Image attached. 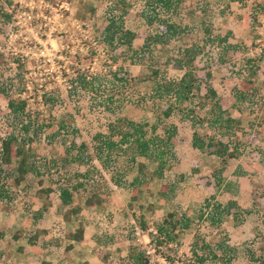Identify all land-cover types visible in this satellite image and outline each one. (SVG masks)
<instances>
[{"label": "rangeland", "instance_id": "1", "mask_svg": "<svg viewBox=\"0 0 264 264\" xmlns=\"http://www.w3.org/2000/svg\"><path fill=\"white\" fill-rule=\"evenodd\" d=\"M164 1L0 0V140L13 134L28 152L18 185L11 182L14 162L0 164V222L5 231V221L25 226L22 239L43 223L58 240L82 209L98 236L111 235L93 251L98 257L111 251L107 264H135L123 258L137 254L147 255L148 264H197L189 251L195 239L206 245L197 248L202 264H264V0ZM109 20L130 31L129 43L100 38ZM186 54L191 64L180 66ZM185 70L199 89L183 100L177 96V108L163 119L174 90L159 84L175 83ZM77 71L92 85L68 95ZM243 80L250 86L236 100ZM205 84L214 89L222 116L232 119L226 133L222 128L234 152L225 165L191 144L193 130L218 132L200 120L209 115ZM42 92L55 100L42 101ZM8 97L24 98L25 124L11 119ZM127 120L145 123L147 131L154 126L159 135L163 125L173 126L161 175H152L154 163L131 144L105 152L106 162L97 159L95 140ZM137 162L145 165L142 173ZM135 175L145 185L132 200ZM59 185L76 186L65 205ZM47 187L54 191L44 195ZM91 192L100 203L89 218L84 199ZM44 203L49 208L41 212ZM170 212L181 214L186 227L165 240L155 229L166 227ZM4 241L0 257H14Z\"/></svg>", "mask_w": 264, "mask_h": 264}, {"label": "trees", "instance_id": "2", "mask_svg": "<svg viewBox=\"0 0 264 264\" xmlns=\"http://www.w3.org/2000/svg\"><path fill=\"white\" fill-rule=\"evenodd\" d=\"M157 2L166 3V1L164 0H157ZM4 16L8 18L7 15ZM101 33L102 34L100 38L102 40L105 39V41L109 43L113 42L114 40L115 42L120 41L121 43H129L132 35L130 31L121 30V27L112 20L106 21ZM185 51L189 52L188 50ZM187 54L186 59L181 60V63H179L180 66H188L189 64H191L192 55L190 54L189 56ZM86 78L87 77L82 72H75L74 77H72L71 79L70 85L66 87V93L69 95L77 89L86 90L89 86L92 85V82ZM118 80L124 82L127 81L125 77H120ZM160 84L159 86H161L165 92L174 90V99L172 101V104L161 110V116L163 119L167 118L170 113L177 108L175 101L177 96L181 100H183L188 96H192V91H198L199 89L198 80L190 72V70H185L179 80H177L175 83L171 81H163L162 85ZM22 85V83H19L18 87H22ZM249 86V80L241 81L240 87L235 91V99L243 100L246 97L245 91L243 89ZM21 87L18 93H21ZM204 88L205 92L203 94V97L210 103L207 111L209 115L208 117L203 116L200 120L201 122H205L208 128H216L218 132H216V134H212L211 131L208 130L202 134H199L196 130H193L191 144L199 151L209 150V152L218 159L219 164L225 165L227 160L234 156V152L228 149L231 141L230 138L227 139L228 141H224L222 128L225 129L224 132L226 133V130H229V128L231 127V124H229V122H231L232 119H230L228 116H222L217 96L212 86L210 84H205ZM58 95L59 92L57 90L52 96H54V98H57ZM49 96V94L43 92L39 94V97L42 101L51 100V102H53L55 99H52ZM6 105L8 111L10 112V117L13 121H16L20 126L26 123L25 119L23 118V114L25 112L24 98L19 97L17 99H14L8 97ZM145 125V123L127 120L117 126V128L116 126L112 125L103 138H98L99 135L97 134V136H95V139H98L95 140V144L93 143L97 159H103L104 162H106L108 154L105 152L114 148L117 144H131L134 146V149H136L138 155L146 157L154 163L152 175H161L164 167L167 165L168 157L171 155L170 149L174 142V128L172 125H163L162 134L159 135L154 133V126H152V128L147 131ZM219 128H221V131ZM27 154L28 152L26 149H24L23 144H19L13 134H8L0 140V164H10L11 162H14V175L11 179V182L14 185H18L24 179L25 174L27 173ZM130 158L134 161L133 156ZM136 164L139 173H142V169L145 166L144 163L137 162ZM221 169L222 168H220L219 170ZM112 172L113 169L110 167L109 173L112 174ZM143 185H145V183L139 175H135L131 179L130 199H136L137 194L141 192L140 186ZM75 188L76 186L74 185L70 187L59 185L57 187V191L60 203H69L71 197L70 192ZM51 191H54V189L47 187L46 189L42 190V193H44V195H47ZM84 203L88 207H93V205L100 203L98 194L95 192H91L84 199ZM45 209L46 204L44 203L42 204L40 211L42 212ZM168 216L170 217L169 220H164V222L167 224L166 227L158 226L155 230L156 232L162 233L165 240H174L178 238V236L182 233V229L186 227V224L184 222H182L181 224L182 219H184L181 214L170 212L168 213ZM139 222L141 227L145 228L143 221L140 220ZM178 226L180 228L177 229ZM81 234V226L76 227L73 233H67L69 237L75 240L80 239ZM195 240H193L191 242V245L189 246V251L191 254L190 258L191 260L194 259L197 264H202L205 260V256L202 253H198L197 248L206 247V245H203V239H200L199 245L198 241ZM157 242H160V240H157ZM161 256L168 262L172 261L168 255L163 254ZM148 258L149 257L147 255L140 256L139 254H137L133 257L126 255L123 260H130L135 264H148Z\"/></svg>", "mask_w": 264, "mask_h": 264}, {"label": "crops", "instance_id": "3", "mask_svg": "<svg viewBox=\"0 0 264 264\" xmlns=\"http://www.w3.org/2000/svg\"><path fill=\"white\" fill-rule=\"evenodd\" d=\"M48 208L49 206L46 204L45 211ZM96 208H98L97 205L86 207L89 218H91V214L95 213ZM75 213L76 215L71 219L72 226L65 228L63 230L64 236L58 240L51 237L43 223L41 225L36 224L31 231V235L22 239L21 234L26 229L25 226L5 221V225L8 226L5 231V226L2 225L3 222H0L3 226L2 233L0 232V240H5L4 243H10L9 245L14 252V257H0V260L3 261L0 264H107L106 259L109 254L111 255V251H105L104 256L101 255L100 257L97 256V252L93 251L97 247L107 245L111 240V235L98 236L95 225L92 221H87L83 210L77 209ZM63 218L69 223L70 218L66 216H63ZM78 226H81L82 234L80 239L75 240L69 237L67 233H73ZM1 249L3 250V245H0Z\"/></svg>", "mask_w": 264, "mask_h": 264}]
</instances>
